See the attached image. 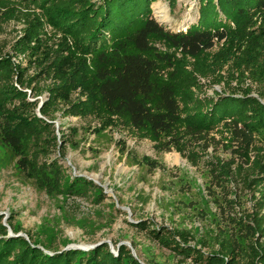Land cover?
I'll use <instances>...</instances> for the list:
<instances>
[{"label":"trees","instance_id":"trees-1","mask_svg":"<svg viewBox=\"0 0 264 264\" xmlns=\"http://www.w3.org/2000/svg\"><path fill=\"white\" fill-rule=\"evenodd\" d=\"M158 1L0 0V34L10 21L23 24L11 53L0 52V167L13 158L17 172L48 197L95 189L99 200L103 191L92 182L72 178L57 161L39 162L40 155L48 159L50 149L69 143L63 132L57 137L56 114L95 120L97 131L126 128L153 142L156 152L187 151L191 162L217 148L220 141L209 135L218 133L230 157L208 163L206 191L219 217L213 238L197 230L189 238L148 230L145 223L135 227L197 264H264V0H199L197 22L186 32L154 20L151 6ZM21 59L36 65L37 73L28 78ZM43 78L50 83L38 92L47 94L39 106L28 91ZM220 85L230 92L207 94ZM237 189L247 193L249 209ZM2 219L0 264H142L124 246L116 256L107 246L48 255L30 238L8 237ZM7 225L14 235L21 232ZM209 239L216 249L203 252Z\"/></svg>","mask_w":264,"mask_h":264},{"label":"rangeland","instance_id":"rangeland-1","mask_svg":"<svg viewBox=\"0 0 264 264\" xmlns=\"http://www.w3.org/2000/svg\"><path fill=\"white\" fill-rule=\"evenodd\" d=\"M159 1L167 8L168 22H161L151 6L152 17L168 30L186 32L197 22L199 0H174L173 7L169 0ZM190 5L193 7L188 12ZM187 13L195 17L193 23L186 22ZM22 28L23 24L16 21L2 26V54L11 53ZM53 42L51 40L50 45ZM160 49L164 50L163 47ZM28 61L21 59L23 67L29 66L27 76L30 78L37 73V66ZM49 83L43 78L39 83L32 84L33 91H28V100H37L39 104L44 102L47 94L42 92L39 95L38 92ZM261 86L264 88V81ZM252 87L256 90L257 85L252 84ZM229 92L222 85L207 89L209 96ZM253 96L257 95L254 93ZM75 98L76 94L72 96L73 100ZM54 127L57 137L61 131L69 143H60L57 148L50 149L48 159L40 155L39 162L57 161L67 175L84 178L99 187L103 198L93 199L95 189L88 190L85 196L48 197L32 179L17 172L16 160L8 158L0 167L2 217L6 216L13 226H20V233L25 234L28 240L30 238L31 242L39 243V248L48 255L70 251L66 250L70 245L78 246L76 250L84 252L107 246L113 254L124 246L142 264H197L193 259L163 247L148 234L147 229L141 230L135 225L145 223L148 230H164L171 234L177 231L190 234L189 238L197 230L200 237L213 238L217 233L219 217L213 199L206 191L210 179L208 163L215 157L223 160L230 157L229 151L224 150V146L227 149L226 141H221L218 133L209 135L220 141L217 148H207L204 156H197L191 162L187 151L184 156L174 150L156 152L153 142L139 140L126 128L97 131L99 123L95 120L63 118L58 113ZM72 129L74 134H70ZM35 149L31 148V151ZM144 158L161 165V169H149L143 162ZM176 158L178 161H175ZM236 191L244 208L249 209L252 203L248 201L247 193ZM218 193L220 191L216 190L217 197H220ZM176 240L179 241V238L176 237ZM188 242L194 246L196 240L188 239ZM65 243L69 245L65 246ZM211 248L216 249L212 240L202 251L208 252Z\"/></svg>","mask_w":264,"mask_h":264},{"label":"bare ground","instance_id":"bare-ground-1","mask_svg":"<svg viewBox=\"0 0 264 264\" xmlns=\"http://www.w3.org/2000/svg\"><path fill=\"white\" fill-rule=\"evenodd\" d=\"M190 9L188 12L191 11V8L193 7L192 5L189 6ZM152 8H153V12L154 14L156 15V17L161 21V22H168V19H169V15H168V12H167V8L166 6L158 1L154 4H152ZM195 21V17L191 16L189 13H187V19H186V22H194ZM175 161H178V159L176 158ZM80 247H86V246H83L81 245Z\"/></svg>","mask_w":264,"mask_h":264},{"label":"water","instance_id":"water-1","mask_svg":"<svg viewBox=\"0 0 264 264\" xmlns=\"http://www.w3.org/2000/svg\"><path fill=\"white\" fill-rule=\"evenodd\" d=\"M42 103H43V102H42ZM42 103H41V104H42ZM41 104H39V106H41ZM37 112H39V111L37 110ZM38 116H40L39 113H38ZM0 216H1V214H0ZM2 224H3V226H5V227L7 228V231H8V237H22V238H24L25 240L28 241L27 236H26L25 234H23V233H18V234H16V235L13 234L12 230H11V229L8 227V225H7L6 216L3 217V219H2ZM76 249H79V247H78V246H73V245H70V246H68V247L66 248V250H76ZM112 254H113V253H112ZM114 255H115V256L117 255V251H116V253H115Z\"/></svg>","mask_w":264,"mask_h":264}]
</instances>
